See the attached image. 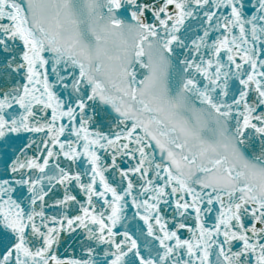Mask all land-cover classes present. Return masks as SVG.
<instances>
[{"label":"snow or ice","instance_id":"snow-or-ice-1","mask_svg":"<svg viewBox=\"0 0 264 264\" xmlns=\"http://www.w3.org/2000/svg\"><path fill=\"white\" fill-rule=\"evenodd\" d=\"M0 264H264V0H0Z\"/></svg>","mask_w":264,"mask_h":264}]
</instances>
